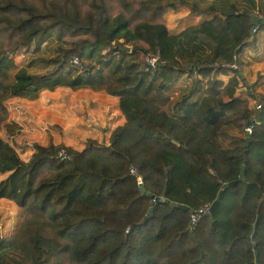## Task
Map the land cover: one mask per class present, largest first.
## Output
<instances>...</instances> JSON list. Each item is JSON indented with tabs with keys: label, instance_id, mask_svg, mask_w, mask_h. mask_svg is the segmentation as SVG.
<instances>
[{
	"label": "trees",
	"instance_id": "16d2710c",
	"mask_svg": "<svg viewBox=\"0 0 264 264\" xmlns=\"http://www.w3.org/2000/svg\"><path fill=\"white\" fill-rule=\"evenodd\" d=\"M213 3L0 0V126L7 117L5 98L32 99L56 86L116 95L125 121L106 144L87 138L76 149L33 142L27 160L0 136V172L7 171L0 197L23 211L16 230L0 236V264H264V95L250 93L257 107L233 96L238 56L254 44L255 31L264 30V16L253 23L248 10ZM177 5L213 15L170 31L163 13ZM51 34L52 55L14 66L11 53ZM66 36L79 38L66 43ZM126 44L129 51L121 48ZM204 48L202 57L197 52ZM84 50L97 52L95 62L84 60ZM145 52H158L153 66L145 64ZM232 61L236 68L227 66ZM33 64L38 72L29 71ZM228 70L222 84L215 76ZM185 72L190 89L170 112L165 90ZM202 79L203 95L192 99ZM221 123L243 131L248 125L249 140L219 131ZM129 134L156 152L161 187L119 148L132 143ZM131 165L155 195L151 205L129 173ZM214 199L212 210L190 224V212ZM109 234L119 235L112 247Z\"/></svg>",
	"mask_w": 264,
	"mask_h": 264
},
{
	"label": "crops",
	"instance_id": "0c3cea01",
	"mask_svg": "<svg viewBox=\"0 0 264 264\" xmlns=\"http://www.w3.org/2000/svg\"><path fill=\"white\" fill-rule=\"evenodd\" d=\"M197 1L201 5L214 2L213 4L217 9H229L233 5L237 11L248 10V14L257 19L264 16V0H253V4L247 0H222L224 3H221V0ZM216 14L219 13L216 12ZM212 15L213 13L191 14L188 7L184 5H177L174 8L167 7L163 13L166 27L175 32ZM50 41L48 40V43ZM197 54L204 57L208 54V49H201ZM238 59V83L234 88L233 96L245 98L248 100V107H251L253 101L251 92L264 95V30L255 31L254 44L243 48ZM232 63L235 64L236 68L237 64L233 61ZM231 74L232 71L228 70L226 73H217L215 77L224 84ZM197 77L200 78V75ZM204 81L205 79L201 80V87L192 99L200 98L203 95ZM190 86L191 76L187 72L181 73L173 82L169 83L165 94L167 95L166 106L170 112H173L174 102L186 94ZM57 94H61V96L59 97ZM14 103L20 106H13ZM4 104L8 112V120L6 121H13L18 129V131L16 129L15 134L10 135V138L5 136L4 140L11 144L17 153L20 151L19 145H22V154L25 155L22 157L23 160L29 158L33 150L32 142L45 145L50 140L52 143L62 142L76 149L82 148L87 138L106 144L115 128L123 126L125 122L124 116L118 108L117 96L102 88L85 86L72 89L67 86H56L52 90L41 89L37 96L32 99L16 95L9 96ZM25 104L29 108L25 107ZM46 111L52 112L46 124L50 127L57 124L56 128L58 127L59 130L41 125L42 113ZM218 129L228 134L245 135L240 127L231 123H221ZM138 139L130 135L128 140L132 143L119 145V148L132 161L140 163L146 172H150V182L155 183V187H161L163 178L154 163L156 152ZM220 142L222 145H226V141L220 140ZM4 173L0 172V178L4 176ZM0 203H4L8 208L7 210L3 208L4 216L0 218V236H2L14 232L21 218L17 217L16 206L11 200L0 197ZM108 236L111 241L119 237L118 234H109ZM125 248V246L121 248L122 252Z\"/></svg>",
	"mask_w": 264,
	"mask_h": 264
},
{
	"label": "rangeland",
	"instance_id": "374dc122",
	"mask_svg": "<svg viewBox=\"0 0 264 264\" xmlns=\"http://www.w3.org/2000/svg\"><path fill=\"white\" fill-rule=\"evenodd\" d=\"M77 38H79V36H66L65 37V40H66V43H70L71 41L73 40H76ZM48 40H51L50 43H48ZM55 37L53 34H51L48 39H43L42 41H40L38 44H35L34 42H30L28 45L26 46H20L14 53H11L9 56L12 58L13 60V63L15 64L14 66L15 67H19V66H22V65H26V64H29V62H32L35 58H37L38 56L40 55H43V56H50L53 54V47L55 45ZM128 46V50H130V46L128 44H126ZM106 50V47H104L101 52H104ZM96 55H97V52L93 51L91 54H87L86 50H84V56H85V61L86 62H95V58H96ZM75 64V63H74ZM77 65V64H76ZM40 66L37 65V64H33L29 69V71H33V72H38L39 71V68ZM232 68H235V67H232ZM59 93H62V92H59ZM64 93H62L63 95ZM57 96H61V94H57ZM8 98V97H7ZM5 98L3 100V104H4V101L7 99ZM25 98V97H24ZM28 99V98H27ZM252 105L251 107H256V103L253 104V102L255 101V99L252 97ZM248 101V100H247ZM18 103V102H17ZM17 103H14L12 104L13 106L15 107H19L20 105H18ZM5 106V104H4ZM25 107L29 108L28 106H26V104L24 105ZM48 110V109H47ZM52 115V112H43L42 113V119L40 120L41 122V125H44L46 128L47 126H49L48 124H46L48 121L47 119L49 118V116L51 117ZM26 118V117H25ZM6 120H8V112H7V117L6 119L3 121V123L1 124L0 126V136L4 139V137L6 136L7 138L11 137L10 135L11 134H15L18 129H17V126L16 124L13 122V121H9L7 122ZM46 124V125H45ZM55 125V126H54ZM52 127L49 126V128H53L55 130H59V128L57 127L56 128V125L57 124H54ZM17 129V131H16ZM245 132V131H244ZM245 136V135H244ZM20 142V141H18ZM33 143V142H32ZM31 143V145H32ZM20 144V143H19ZM22 145H19V152H18V155L22 158L24 157L25 155L22 154ZM4 176L7 174V171H4ZM3 176V177H4ZM1 179V178H0ZM13 202V201H12ZM14 203V202H13ZM14 205L16 206L15 208V212L17 214V217H20L22 218L23 216V211L20 207H18L15 203ZM3 208L5 210H7V206L4 205V203H0V218L2 216H4V212H3ZM114 244L113 241H111V244L110 246L112 247ZM109 244L106 246L108 247ZM93 256H90V260H92ZM94 261V259H93Z\"/></svg>",
	"mask_w": 264,
	"mask_h": 264
},
{
	"label": "built area",
	"instance_id": "2783aa9c",
	"mask_svg": "<svg viewBox=\"0 0 264 264\" xmlns=\"http://www.w3.org/2000/svg\"><path fill=\"white\" fill-rule=\"evenodd\" d=\"M254 30H255V26H253L251 28V31H254ZM158 59H159L158 52H154V53L145 52L144 55H143V60H144L145 64L150 65V66H153ZM71 61L73 63H75V64H78V60L75 57L72 58ZM227 66H229V67L232 68V67H235V64L231 62V63L227 64ZM257 106H258V104L256 103V107ZM244 131H245V133H249L250 128H249L248 125H246L244 127ZM57 154L59 156H61V157H65L66 156L65 153H64V151L62 149H60L57 152ZM128 171H129V173H131L132 175H134L135 180H136V183L137 184H141V178H140V175L137 173L136 168L131 165V166L128 167ZM154 199H155V195L150 198V201L152 202ZM209 204H210V202H207V201L206 202H203L200 206H198L197 208L193 209L190 212V214H189V222H190V224L195 223L198 220V218H199V216L201 214H203L204 212L208 211Z\"/></svg>",
	"mask_w": 264,
	"mask_h": 264
},
{
	"label": "water",
	"instance_id": "95a60500",
	"mask_svg": "<svg viewBox=\"0 0 264 264\" xmlns=\"http://www.w3.org/2000/svg\"><path fill=\"white\" fill-rule=\"evenodd\" d=\"M252 22H253V23H257V22H258V19H257V18H254V19H252ZM121 48H123V49H125V50H128V46H126V45L121 46ZM247 140H249V135H248V133H245V141H247ZM242 168H243V165L241 164V165H240V172L242 171ZM232 182H233V181H230V182H228V184H231ZM138 189H139L140 194H141V193H144V194L148 195L149 198H151V197L154 196V194L151 193V192H149L148 190H146L142 184H139V185H138ZM162 193H164V189L162 190ZM215 202H216V199H214V200H212V201L210 202L209 207H208V212L212 210V208H213ZM171 203H172V204H176L175 202H171ZM150 205H151V201H150ZM150 207H151V206H150ZM150 214H151L150 211L146 212V214H145V215L143 216V218H142V221L145 220ZM256 219H257V217H256L255 220H254V223H253V229L255 228Z\"/></svg>",
	"mask_w": 264,
	"mask_h": 264
}]
</instances>
